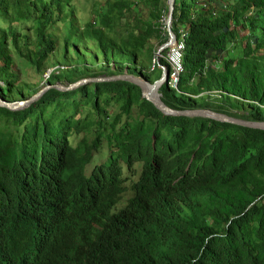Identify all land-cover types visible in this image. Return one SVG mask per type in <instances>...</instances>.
Segmentation results:
<instances>
[{
	"label": "trees",
	"instance_id": "obj_1",
	"mask_svg": "<svg viewBox=\"0 0 264 264\" xmlns=\"http://www.w3.org/2000/svg\"><path fill=\"white\" fill-rule=\"evenodd\" d=\"M165 1L79 24L72 0H0V99L36 95L28 75L49 87L0 108V264H264V131L167 116L126 81L51 88L160 82ZM171 18L190 38L163 103L264 123V0H175Z\"/></svg>",
	"mask_w": 264,
	"mask_h": 264
},
{
	"label": "water",
	"instance_id": "obj_2",
	"mask_svg": "<svg viewBox=\"0 0 264 264\" xmlns=\"http://www.w3.org/2000/svg\"><path fill=\"white\" fill-rule=\"evenodd\" d=\"M168 16H167V27H168V43L163 45L159 50L160 52L166 48H168L172 42L175 40L174 34L171 31L170 23H171V16L173 12V5L174 0H168ZM164 79L168 80V75L164 76ZM110 81H126L132 83L141 88V90L151 99L154 105L165 115L172 116V117H202L213 120L218 123L222 124H231L247 129H254V130H261L264 131V123H255L249 121H242L237 120L234 118H230L224 114L216 113L212 110H195V111H176L168 108L162 101L161 97L158 95V88L163 84L164 81L157 82L154 85H150L145 81L131 77V76H119V77H112L106 79H85L78 81L72 85L67 87H62L60 84L54 85L51 88H54L59 91H69L71 89H75L84 83H96V82H110ZM42 90L41 92L37 93L36 95L32 96L29 100L22 101V102H15V103H6L0 99V108H5L9 111H17L22 108L27 107L29 104L38 100V98L47 90Z\"/></svg>",
	"mask_w": 264,
	"mask_h": 264
},
{
	"label": "rangeland",
	"instance_id": "obj_3",
	"mask_svg": "<svg viewBox=\"0 0 264 264\" xmlns=\"http://www.w3.org/2000/svg\"><path fill=\"white\" fill-rule=\"evenodd\" d=\"M106 1H108V2H106ZM119 1H122V3H124V5L134 6L136 11L139 12V15L137 16V18L140 22L146 23L149 20L148 10H146V8H145L146 5H144V3L139 4V1L141 2V0H72L71 4L75 8V15H76V19L78 20V23L82 24L85 21L94 20L97 16H99L101 14V12L106 11L107 8L110 7V5L113 2H119ZM106 4H110V5H106ZM131 9H134V8L132 7ZM161 29H162V26H161ZM100 63H102V62L101 61L96 62L97 66ZM53 69H56V68L47 69L46 70L47 72L43 75V77L47 78L49 75V72H51ZM90 70L92 72H95V71H97V67L93 66L92 68H90ZM158 77H159L158 74H155L153 76L154 79H157ZM98 79H103V78H98ZM23 80L26 81L30 85L38 86V92L37 93L46 89L44 81H40L36 77H33L32 75H28L27 77H23ZM62 87H64V86H62ZM107 155H108V149H107V146L104 145V147L101 151V154L97 155L95 157L92 165L89 166L87 174L89 175L95 166L102 164L103 160L105 159V157ZM133 179H136V178H132L130 181H128L126 183L127 184V190L124 194L123 201L119 205L120 207H122L125 204V201L133 194V190H132V180Z\"/></svg>",
	"mask_w": 264,
	"mask_h": 264
},
{
	"label": "built area",
	"instance_id": "obj_4",
	"mask_svg": "<svg viewBox=\"0 0 264 264\" xmlns=\"http://www.w3.org/2000/svg\"><path fill=\"white\" fill-rule=\"evenodd\" d=\"M179 35L180 40L171 46L167 54V61L171 67V74L169 75L167 84L172 90L178 88L180 76L184 73L183 57L186 50L185 40L188 38V35L184 34L182 31H179ZM155 65L156 61L153 62V69Z\"/></svg>",
	"mask_w": 264,
	"mask_h": 264
},
{
	"label": "clouds",
	"instance_id": "obj_5",
	"mask_svg": "<svg viewBox=\"0 0 264 264\" xmlns=\"http://www.w3.org/2000/svg\"><path fill=\"white\" fill-rule=\"evenodd\" d=\"M106 2H108V1H106ZM174 2H175V0H174ZM114 3V2H113ZM168 0H166L165 1V5L167 6V12L163 15V16H161L160 18H159V20L157 21V25H158V27H159V30L161 31V32H163L165 35H166V37H167V40H166V42L165 43H163L158 49H157V53H156V56H155V59L153 60V62L154 61H156V65H155V68H156V66H157V61H158V64H159V60L160 59H164L166 62H167V64L169 65V63H168V61H167V54L169 53V51H170V48H171V46L174 44V43H176L177 41H179L180 39V35H179V31H182L184 34H186V35H188V38L185 40V43H187V40H189V38H190V34H188V32L187 31H185V30H183V29H178V31H177V33H173L174 34V37H175V40L172 42V44L168 47V48H166V49H164V50H162L161 52H160V48L163 46V45H165V44H167L168 43V27H167V16H168ZM111 4V3H110ZM139 4H143V0H141V2L139 1ZM107 5V4H106ZM171 21H172V18H171ZM161 26H162V29H161ZM170 28H171V23H170ZM172 31V30H171ZM163 37V36H162ZM164 51H166V53H165V55H163V52ZM186 51V50H185ZM153 62H152V68H151V70L153 71L154 69H153ZM183 64H184V57H183ZM169 67H170V65H169ZM161 68V70H162V74H163V77H162V81H164L163 82V84H165V85H167L168 86V80H169V75L171 74V67H170V71H168L167 72V70H166V68L165 67H160ZM185 65H184V72H185ZM50 73V72H49ZM165 75H168V80L166 81L165 79H164V76ZM104 79V78H103ZM85 80V79H84ZM81 81V80H80ZM144 81V80H143ZM85 84V83H84ZM149 84V83H148ZM0 85H2L1 83H0ZM57 85V84H56ZM151 85V84H150ZM179 85V84H178ZM62 86V85H61ZM65 87V86H64ZM168 88H170L169 86H168ZM49 89V88H48ZM171 89V88H170ZM178 89V88H177ZM176 89V90H177ZM172 90V89H171ZM31 98V97H30ZM40 98V97H39ZM38 98V99H39ZM29 100V99H28ZM15 103V102H14ZM23 109V108H22Z\"/></svg>",
	"mask_w": 264,
	"mask_h": 264
},
{
	"label": "crops",
	"instance_id": "obj_6",
	"mask_svg": "<svg viewBox=\"0 0 264 264\" xmlns=\"http://www.w3.org/2000/svg\"><path fill=\"white\" fill-rule=\"evenodd\" d=\"M148 1V0H147Z\"/></svg>",
	"mask_w": 264,
	"mask_h": 264
}]
</instances>
